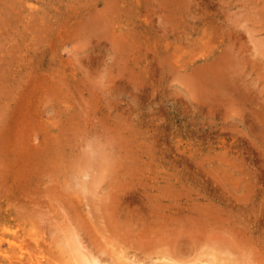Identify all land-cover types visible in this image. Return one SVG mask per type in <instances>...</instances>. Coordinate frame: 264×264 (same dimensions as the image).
I'll return each mask as SVG.
<instances>
[{
	"label": "rangeland",
	"instance_id": "rangeland-1",
	"mask_svg": "<svg viewBox=\"0 0 264 264\" xmlns=\"http://www.w3.org/2000/svg\"><path fill=\"white\" fill-rule=\"evenodd\" d=\"M188 1L202 20L184 13L182 26L174 10ZM209 1L0 0L2 251L13 241L50 264H74L63 247L82 235L83 252L103 264L123 255L144 264H264V0ZM203 19L210 30H195ZM220 70L230 76L222 87ZM229 95L233 102L223 100Z\"/></svg>",
	"mask_w": 264,
	"mask_h": 264
},
{
	"label": "bare ground",
	"instance_id": "bare-ground-1",
	"mask_svg": "<svg viewBox=\"0 0 264 264\" xmlns=\"http://www.w3.org/2000/svg\"><path fill=\"white\" fill-rule=\"evenodd\" d=\"M30 1V0H29ZM61 1V0H60ZM64 1V0H63ZM160 1V0H159ZM172 1V0H171ZM191 1V0H190ZM243 1V0H242ZM249 1V0H248ZM255 1H257V0H255ZM254 1V2H255ZM10 2V1H9ZM8 2V3H9ZM57 2V1H56ZM105 2V1H104ZM115 2V1H114ZM163 2V1H162ZM193 2H198V0H193ZM220 2H222V0H211V1H209V2H207V4H208V6H210V7H213V6H215V7H218V6H220ZM226 2V1H225ZM234 2V1H233ZM241 2V1H240ZM69 3V2H68ZM72 3H73V0H72ZM71 3V4H72ZM75 3V2H74ZM110 3V2H109ZM157 3V2H156ZM159 3V2H158ZM161 3V2H160ZM159 3V4H160ZM236 3V2H235ZM5 4V3H4ZM27 4V3H26ZM31 4V3H30ZM71 4H68V5H70V7H71ZM77 4V3H76ZM80 4H82V3H80ZM104 4H106V3H104ZM114 4V3H113ZM186 5H178V4H176V8H175V14H177L178 15V18H181V21H180V24L183 26V20H182V18L184 17V13H188V15L191 17V16H193L196 12H197V9H194V7L191 5V3L188 1L187 3H185ZM227 4V3H226ZM256 4V3H255ZM262 4V3H261ZM264 4V3H263ZM46 5V4H45ZM58 5V4H57ZM83 5V4H82ZM81 5V6H82ZM127 5V4H126ZM164 5V4H163ZM162 5V6H163ZM229 5V4H228ZM234 5H236V4H234ZM257 5V4H256ZM32 6H34V5H32ZM36 6V5H35ZM39 6V5H38ZM61 6V5H60ZM103 6V5H102ZM161 6V7H162ZM172 5H169V7H171ZM251 6H254V5H251ZM260 6V5H259ZM258 6V7H259ZM57 7V6H56ZM78 7V6H77ZM108 7H109V5H108ZM117 7H119V6H117ZM129 7V6H128ZM156 7V6H155ZM165 7V6H164ZM168 7V8H169ZM195 7H196V5H195ZM242 7V6H241ZM241 7H238L240 10H242L241 9ZM263 8H261V7H259V9L261 8V9H264V6H262ZM35 8V7H34ZM62 8V7H61ZM69 8V7H68ZM80 8V7H79ZM89 8V7H88ZM110 8V7H109ZM174 8V7H173ZM199 8V7H198ZM204 8V7H203ZM230 8V7H229ZM232 8V7H231ZM256 8V7H255ZM30 9H32V8H30ZM53 9V8H52ZM67 9V8H66ZM77 9V8H76ZM91 9V8H90ZM103 9V8H102ZM106 9V8H105ZM118 9V8H117ZM206 9H208L207 7H206ZM210 9V8H209ZM237 9V8H236ZM235 9V10H236ZM253 9H254V7H253ZM33 10V9H32ZM41 10V9H40ZM42 10H43V8H42ZM61 10V9H60ZM75 10V9H74ZM94 10H95V8H94ZM101 10V9H100ZM192 10H194V14H193V12H192ZM202 10V9H201ZM200 10V11H201ZM35 11V10H34ZM53 11V10H52ZM64 11H65V9H64ZM102 11V10H101ZM119 11H121V9L119 10ZM128 11V10H127ZM162 11V10H161ZM232 11V10H231ZM237 11V10H236ZM75 12H77V11H75ZM80 12V11H79ZM97 12H99V11H97ZM103 12V11H102ZM107 12V11H106ZM210 12H213V11H210ZM215 12V11H214ZM222 12H225V10L223 11V8H222ZM226 12H228V11H226ZM233 12V11H232ZM241 12V11H240ZM243 12V11H242ZM246 12V11H245ZM254 12H255V10H254ZM14 13H15V11H14ZM25 13V12H24ZM48 13V12H47ZM53 13V12H52ZM67 13V12H66ZM88 13V12H87ZM96 13V12H95ZM198 13H199V11H198ZM197 13V14H198ZM229 13H230V11H229ZM247 13H249V12H247ZM251 13V12H250ZM260 13V12H259ZM262 13V12H261ZM6 14V13H5ZM40 14V13H39ZM83 14V13H82ZM81 14V15H82ZM100 14V13H99ZM104 14H105V12H104ZM107 14V13H106ZM123 14V13H122ZM172 14V13H171ZM192 14V15H191ZM223 14V13H222ZM238 14V13H237ZM243 14V13H242ZM256 14V13H255ZM264 14V13H263ZM11 15V14H10ZM34 15V14H33ZM52 15V14H51ZM60 15V14H59ZM74 15V14H73ZM110 15V14H109ZM202 15H204V16H206L205 14H202ZM201 15V16H202ZM208 15V14H207ZM225 15V14H224ZM238 15H240V14H238ZM244 15V14H243ZM261 15V14H260ZM76 16V15H75ZM77 16H78V14H77ZM90 16H91V13H90ZM113 16V15H112ZM115 16H116V14H115ZM121 16V15H120ZM175 16V15H174ZM197 16V15H196ZM214 16V17H213ZM212 17L214 18V19H216L217 20V18H220V16H221V13H220V11L218 12V14H214ZM226 16H227V14H226ZM225 16V17H226ZM234 16H237V15H235V12H234ZM251 16V15H250ZM261 16H263V15H261ZM29 17V16H28ZM34 17V16H33ZM44 17H46V16H44ZM65 17V16H64ZM64 17H63V19H64ZM73 17V16H72ZM102 16H100V18H101ZM122 17V16H121ZM144 17H146V16H144ZM240 17H241V15H240ZM257 17H259V15L257 16ZM52 18V17H51ZM59 18V17H58ZM68 18V17H67ZM110 18V17H109ZM113 18V17H112ZM116 18V17H115ZM159 18H160V16H159ZM168 18V17H167ZM192 19H198L199 18V16H198V18L197 17H195V16H193V17H191ZM227 18H228V16H227ZM238 18V17H237ZM243 18V17H242ZM248 18V17H247ZM260 18V17H259ZM4 19V18H3ZM21 19V18H20ZM46 19V18H45ZM76 19V18H75ZM81 19V18H80ZM84 20H85V18H83ZM89 19V18H88ZM93 19V18H92ZM98 19V18H97ZM117 19V18H116ZM115 19V20H116ZM171 19V18H170ZM201 18H199V20H200ZM210 19V18H209ZM209 19H208V21H209ZM229 19H231V18H229ZM243 19H245V18H243ZM250 19V18H249ZM61 20V19H60ZM70 20V19H69ZM83 20V21H84ZM150 20V19H149ZM148 20V21H149ZM160 20H164V19H162V18H160ZM172 20V19H171ZM202 20V19H201ZM212 20V19H211ZM220 20H221V18H220ZM246 20V19H245ZM256 20V19H255ZM254 20V21H255ZM11 21V20H10ZM21 21V20H20ZM34 21H35V19H34ZM56 21V20H55ZM73 21V20H72ZM103 21V20H102ZM234 21H236V20H233L232 19V21H230V22H234ZM238 21V20H237ZM252 21V20H251ZM262 21V20H261ZM264 21V20H263ZM16 22V21H15ZM37 22H38V20H37ZM41 22L42 21H40V23L39 24H41ZM52 22V21H51ZM56 22H58V21H56ZM78 22V21H77ZM92 22V21H91ZM96 22V21H95ZM113 22V21H112ZM116 22H117V20H116ZM119 22H121V21H119ZM124 22V21H123ZM207 22V21H206ZM239 22V21H238ZM237 22V23H238ZM245 22H247L248 23V21H245ZM4 23V22H3ZM46 23V22H45ZM48 23V22H47ZM61 23H63V22H61ZM67 23V22H66ZM75 23V22H74ZM107 23V22H106ZM137 23V22H136ZM150 23V22H149ZM159 23H163V21L161 22V21H159ZM177 23V22H176ZM179 23V22H178ZM189 23V22H188ZM210 23V22H209ZM208 23V24H209ZM211 23H213V20L211 21ZM239 23H242L241 22V20H240V22ZM244 23V22H243ZM262 23V22H261ZM53 24H55V23H53ZM71 24V23H70ZM82 24V23H81ZM86 25L88 24V23H85ZM99 24H101V22L99 23ZM166 24V23H165ZM192 24V23H191ZM196 25H192V26H194L193 28L195 29V30H198L199 28H200V25L199 24H201V25H203L204 24V26H203V28H206L205 27V21H204V19H203V21H201V22H196L195 23ZM214 24V23H213ZM222 24V23H221ZM220 24V25H221ZM245 24V23H244ZM38 25V24H37ZM42 25V24H41ZM96 25H98L97 24V22H96ZM112 25H113V23H112ZM115 25V24H114ZM118 25V24H117ZM179 25V24H178ZM181 25L179 26V27H181ZM219 25V27H221ZM44 26H46V25H44ZM43 26V27H44ZM50 26V25H49ZM60 26V25H59ZM73 26V25H72ZM77 26H79V25H77ZM102 26V25H101ZM121 26V25H120ZM122 26H123V24H122ZM126 26H127V24H126ZM230 26V25H229ZM232 26V25H231ZM230 26V27H231ZM248 26V25H247ZM256 26V25H255ZM34 27V26H33ZM69 27V26H68ZM75 27V26H74ZM90 27V26H89ZM99 27V26H98ZM107 27H108V25H107ZM158 27H160V26H158ZM175 27V26H174ZM190 27V26H189ZM211 27V26H210ZM236 27V26H235ZM235 27H232V28H234L235 29ZM242 27V26H241ZM240 27V28H241ZM250 27V26H249ZM29 28V27H28ZM53 28H54V26H53ZM60 28V27H59ZM62 28V27H61ZM86 28V27H85ZM123 28V27H122ZM176 28V27H175ZM184 28V27H183ZM215 28V27H214ZM223 28V27H222ZM232 28H231V32H232ZM248 28V27H247ZM251 28H253L252 26H251ZM255 28V27H254ZM30 29V28H29ZM62 29H64V28H62ZM162 29H164V28H162ZM161 29V30H162ZM167 29H169V28H167ZM177 29H179V28H177ZM176 29V30H177ZM201 29V28H200ZM245 29V28H244ZM249 29V28H248ZM32 30V29H31ZM38 30V29H37ZM44 30V29H43ZM46 30V29H45ZM101 30V29H100ZM117 30H119V28L117 29ZM175 30V29H174ZM176 30L174 31L175 32V35H176ZM186 30V29H185ZM204 30H208L207 28L206 29H204ZM210 30V29H209ZM208 30V31H209ZM214 30V29H213ZM212 30V31H213ZM216 30V29H215ZM219 30V29H218ZM230 30V29H229ZM237 30V29H236ZM252 30V29H251ZM256 30V29H255ZM257 30H259L258 28H257ZM257 30L255 31V32H257ZM1 31V30H0ZM29 31V30H28ZM97 30H95V32H96ZM104 31V30H103ZM116 31V30H115ZM138 31V30H137ZM165 31H167V33H169L168 32V30H165ZM187 31V30H186ZM217 31V30H216ZM224 31V30H223ZM222 31V32H223ZM235 31V30H234ZM252 31H254V30H252ZM264 31V30H263ZM47 31H45V33H46ZM50 32V31H49ZM48 32V33H49ZM92 32V31H91ZM99 32V34H101L100 33V31H98ZM102 32V31H101ZM119 32V31H118ZM122 32V31H121ZM120 32V33H121ZM133 32V31H132ZM199 32H201V31H199ZM203 32H205V31H203ZM214 32V31H213ZM258 32H261L260 30L258 31ZM108 33V32H107ZM125 33V32H124ZM246 33V32H245ZM245 33H243L242 35H244ZM249 33H251V31L249 32ZM8 34V33H7ZM44 34V33H43ZM83 34H84V32H83ZM87 34V33H86ZM92 34H93V32H92ZM99 34H98V36H99ZM111 34V33H110ZM134 34V33H133ZM135 34H137L136 32H135ZM187 34V33H186ZM185 34V38L187 37V35ZM202 34V33H201ZM212 34V33H211ZM221 34V33H220ZM223 34V33H222ZM221 34V35H222ZM228 35L230 34V32L229 33H227ZM236 34V33H235ZM10 35V34H9ZM29 35V34H28ZM35 35V34H34ZM39 35V34H38ZM48 35V34H47ZM51 35V34H50ZM90 35V34H89ZM118 35V34H117ZM122 35V34H121ZM127 35V34H126ZM130 35V34H129ZM128 35V36H129ZM180 35V34H179ZM191 35V34H190ZM189 35V36H190ZM213 36L215 35V34H212ZM246 35V34H245ZM247 35H248V33H247ZM250 35H252V34H250ZM250 35H249V37H250ZM36 36V35H35ZM42 36V35H41ZM83 36V35H82ZM93 35H91V37H92ZM131 36V35H130ZM130 36H129V38H130ZM136 36V35H135ZM141 36V35H140ZM210 36V35H209ZM216 36V35H215ZM214 36V37H215ZM220 36V35H219ZM226 36V35H225ZM241 36V35H240ZM239 36V37H240ZM264 36V35H263ZM90 37V39H93V38H91ZM96 37V36H95ZM94 37V38H95ZM161 37V36H160ZM193 37V36H192ZM200 37V36H199ZM205 37V36H204ZM214 37H213V39H214ZM243 37V36H242ZM242 37H241V39H242ZM252 38H253V36H251ZM32 38V37H31ZM98 38H100V37H98ZM121 38V37H120ZM188 38V37H187ZM202 38V37H201ZM219 38V37H218ZM255 38H257V36L255 37ZM260 38H262V37H260ZM106 39V38H105ZM182 39V38H181ZM199 39V38H198ZM202 39H204V38H202ZM223 39V38H222ZM36 40V39H35ZM41 40V39H40ZM47 40V39H46ZM106 40H108V39H106ZM127 40H129V39H127ZM137 40H139V39H137ZM175 40V39H174ZM174 40H171L172 42L174 41ZM211 40V39H210ZM215 40V39H214ZM234 40V39H233ZM232 40V41H233ZM238 40V39H237ZM256 40L257 39H255V43H257L256 42ZM28 41V40H27ZM31 41V40H30ZM44 41V40H43ZM50 41V40H49ZM86 41V40H85ZM94 40H92V42H93ZM98 40H96V41H94L93 42V44H95V42H97ZM123 41V40H122ZM164 41V40H163ZM186 41H187V39H186ZM191 41H193V40H191ZM197 41V40H196ZM231 41V42H232ZM240 41H242V40H240ZM258 41V40H257ZM259 41H260V39H259ZM258 41V42H259ZM41 42V41H40ZM87 42L89 43H87L88 44V46H91L90 45V42L88 41V39H87ZM120 42V41H119ZM125 42V41H124ZM129 42V41H128ZM127 42V43H128ZM183 42V41H182ZM199 42V41H198ZM197 42V43H198ZM234 42H236L235 40H234ZM27 43V42H26ZM85 43V42H84ZM116 43V42H115ZM137 43V42H136ZM170 43V42H169ZM168 43V44H169ZM175 43V42H174ZM174 43H171V44H174ZM181 43V42H180ZM192 43V42H191ZM195 43V42H194ZM204 43V42H203ZM209 43H212V42H209ZM218 43V42H217ZM229 43V42H228ZM233 43V42H232ZM255 43H254V45H255ZM263 43H264V39H263ZM262 42H261V44H263ZM38 44V43H37ZM41 44V43H40ZM87 44L85 45V47L87 46ZM99 44H101L100 42H99ZM121 44V43H120ZM130 44V43H129ZM159 44H161V43H159ZM183 45H184V43H182ZM189 44H190V40H189ZM201 44V43H200ZM207 44V43H206ZM214 44H215V42H214ZM259 44L260 43H258V47H259ZM84 45V44H83ZM95 45H97V44H95ZM110 45H112V44H110ZM119 45V43L117 44V46ZM123 45V44H122ZM125 45V44H124ZM123 45V46H124ZM188 45V44H187ZM187 45H186V47H187ZM195 45H197V44H195ZM216 45V44H215ZM33 46V45H32ZM86 47V49L87 48H89V47ZM197 46H199V45H197ZM232 46H234V45H232ZM238 46V45H237ZM240 46H242L243 47V45L242 44H240ZM262 46V45H261ZM263 46H264V44H263ZM262 46V48H264ZM34 47H36V46H34ZM162 47V46H161ZM183 47V46H182ZM192 47V46H191ZM191 47H189V48H191ZM201 47V46H200ZM209 47V46H208ZM211 47H212V44H211ZM220 47V46H219ZM218 47V48H219ZM224 47H226V46H224ZM227 47H228V45H227ZM231 47V46H230ZM255 47V46H254ZM256 47H257V45H256ZM255 47V49L257 50V48ZM110 48V47H109ZM119 47H117V49H118ZM121 48V47H120ZM126 48V47H125ZM128 48V47H127ZM136 48V47H135ZM139 48V47H138ZM175 48V47H174ZM238 48V47H237ZM123 49V48H122ZM162 49V48H161ZM187 49V48H186ZM199 49H201V48H199ZM210 49V48H209ZM236 49V48H235ZM29 50V49H28ZM120 50V49H119ZM195 50V49H194ZM202 50V49H201ZM258 50H260V48L258 49ZM257 50V51H258ZM31 51V50H30ZM34 51V50H33ZM117 51V50H116ZM115 51V52H116ZM128 51V50H127ZM176 51H178V50H176ZM196 51H198V50H196ZM227 51H228V49H227ZM231 50H229V52H230ZM233 51V50H232ZM245 51V50H244ZM253 51H255V50H252V53H253ZM262 51V50H261ZM261 51L259 52V53H261ZM264 51V50H263ZM39 52V51H38ZM86 52V51H85ZM112 52V51H111ZM119 52H121V51H119ZM131 52V51H130ZM157 52V51H156ZM178 52H180V51H178ZM195 52V51H194ZM199 52V51H198ZM226 52V51H225ZM256 52V51H255ZM7 53V52H6ZM79 53V52H78ZM87 53L89 54V52L87 51ZM92 53V52H91ZM94 53V52H93ZM173 53V52H172ZM175 53V52H174ZM183 53V52H182ZM181 53V54H182ZM185 53V52H184ZM205 53V52H204ZM228 53V52H227ZM232 53V52H231ZM245 53H246V51H245ZM247 53H248V51H247ZM252 53H250L251 55L250 56H254V54L252 55ZM258 53V54H259ZM9 54V53H8ZM29 54V53H28ZM166 54V53H165ZM186 54V53H185ZM198 54V53H197ZM224 54V53H223ZM235 54V53H234ZM237 54V53H236ZM238 54H239V52H238ZM242 54H243V52H242ZM258 54H257V56H258ZM263 54V53H262ZM82 55V54H81ZM129 55V54H128ZM167 55V54H166ZM178 55V54H177ZM177 55H175V57L177 56ZM179 55H180V53H179ZM178 55V56H179ZM183 55V54H182ZM181 55V56H182ZM203 55V54H202ZM260 55V54H259ZM127 56V55H126ZM170 57L172 56V55H169ZM219 56H220V54H219ZM221 56H222V54H221ZM226 56V55H225ZM233 55H231V57H232ZM242 56H244V54L242 55ZM242 56H240V57H242ZM27 57V56H26ZM84 57H85V55H84ZM84 57H82V58H84ZM173 57V56H172ZM187 57V56H186ZM192 57V56H191ZM235 57V56H234ZM233 57V58H234ZM129 58V57H128ZM181 58V57H180ZM218 58V57H217ZM216 58V59H217ZM221 58V57H220ZM246 58V57H245ZM254 58H256V55H255V57ZM92 59V58H91ZM175 59H177V58H175ZM174 59V60H175ZM179 59V58H178ZM225 59V58H224ZM231 59V58H230ZM241 59V58H240ZM256 59H258V58H256ZM4 60V59H3ZM88 61H89V59H87ZM120 60L121 59H119V63H121L120 62ZM171 60V59H170ZM219 60V59H218ZM232 60V59H231ZM237 60V59H236ZM236 60H235V62H236ZM243 60V59H242ZM31 61V59L29 60V62ZM83 61V60H82ZM185 61H186V59H185ZM214 61V60H213ZM221 61V60H220ZM255 61V60H254ZM132 62V61H131ZM135 62V61H134ZM183 62V61H182ZM224 62V61H223ZM240 62V61H239ZM245 62V61H244ZM10 63V62H9ZM36 63V62H35ZM164 63H166V62H164ZM169 63V62H168ZM172 63V62H171ZM193 63V62H192ZM212 63V62H211ZM214 63V62H213ZM234 63V62H233ZM8 64V63H7ZM123 64V63H122ZM186 64V63H185ZM217 64V63H216ZM229 64H231V62L229 63ZM238 63H236L235 65H237ZM242 64V63H241ZM241 64H240V66H241ZM132 65V64H131ZM174 65V64H173ZM188 65V64H187ZM187 65H184V64H182V65H179L178 67V69H175L176 71H178V74H180V77H179V80H180V78H181V74H183V73H185V72H183V70L184 69H187L186 67H187ZM190 65V64H189ZM193 65V64H192ZM208 65V64H207ZM221 65V64H220ZM239 65V64H238ZM7 66V65H6ZM175 66V65H174ZM173 66V67H174ZM204 66V65H203ZM202 66V67H203ZM215 66V65H214ZM218 66H219V63H218ZM226 66V65H225ZM234 66V65H233ZM120 67H123L122 65L120 66ZM176 67V66H175ZM213 67V66H212ZM212 67H208L210 70H212ZM222 67V66H221ZM28 68V67H27ZM124 68V67H123ZM184 68V69H183ZM219 68V67H218ZM217 68V69H218ZM229 68H230V66H229ZM238 68H239V66H238ZM241 68V67H240ZM239 68V69H240ZM20 69V68H19ZM207 69V68H206ZM205 68L202 70L203 72L206 70ZM233 69H234V67H233ZM244 69V68H243ZM11 70V69H10ZM16 70V69H15ZM24 70V69H23ZM27 70V69H26ZM32 70H34V69H32ZM77 70V69H76ZM78 70H79V68H78ZM119 70V72L121 71H123L122 70V68H120V69H118ZM124 70H126V69H124ZM232 70V69H231ZM236 70V69H235ZM234 70V71H235ZM242 70V69H241ZM240 70V71H241ZM13 71V70H12ZM19 71V70H18ZM72 71V70H71ZM127 71V70H126ZM126 71H123V72H126ZM201 71V72H202ZM1 72V71H0ZM5 72V71H4ZM14 72V71H13ZM31 72V71H30ZM134 72V71H133ZM194 72V71H193ZM196 72V71H195ZM16 73V72H15ZM33 73H35L34 71H33ZM65 73V72H64ZM198 73V72H197ZM196 73V74H197ZM210 73H211V71H210ZM215 73V72H214ZM231 73V72H230ZM249 72H247L246 73V75L248 74ZM27 74H29V73H27ZM126 74V73H125ZM176 74V73H175ZM174 74V75H175ZM200 74V73H199ZM204 74H209V72H204ZM217 74H218V77H217ZM232 74V73H231ZM234 74H237V72L235 73L234 72ZM189 75V74H188ZM187 75V76H188ZM193 75V74H192ZM216 77H217V82H218V84L219 85H221V87L222 86H224V83H226V80L224 79V78H228V77H230L228 74H227V72L225 73V74H223V72H221V70L218 72V71H216ZM226 75V76H225ZM54 76V75H53ZM116 76V75H115ZM119 76H121V74H119ZM130 76V75H129ZM132 76V75H131ZM131 76H130V79L132 80V78H131ZM134 76V75H133ZM132 76V77H133ZM136 76V75H135ZM187 76H184V77H187ZM203 76V75H202ZM241 76H242V74H241ZM121 77H123V76H121ZM125 77H127V76H124L123 78H125ZM175 77H176V75H175ZM177 77H178V75H177ZM176 77V78H177ZM183 77V78H184ZM189 77V76H188ZM188 77H187V79H188ZM239 77H240V74H239ZM52 78V77H51ZM82 78H83V76H82ZM87 78V77H86ZM117 78V77H116ZM119 78V77H118ZM192 78H194L193 76L190 78V79H192ZM175 79V78H174ZM198 79H200V78H198ZM232 79V78H231ZM234 79V78H233ZM244 79V78H243ZM21 80V79H20ZM55 80V79H54ZM87 80H89V79H87ZM121 80H123V79H121ZM134 80V79H133ZM177 80V79H176ZM189 80V79H188ZM229 80V79H228ZM36 81V80H35ZM181 81V80H180ZM186 81V80H185ZM191 81V80H190ZM190 81H189V83H190ZM194 81H195V79H194ZM193 81V83H195V85H194V87L196 86L197 87V85H196V83H198L197 81L196 82H194ZM198 81H200V80H198ZM22 82V81H21ZM124 82V81H123ZM204 82V80L202 81V83ZM223 82V83H222ZM242 82V81H241ZM245 82V81H244ZM255 82V81H254ZM33 83V82H32ZM89 83V82H88ZM192 83V82H191ZM190 83V84H191ZM205 83V82H204ZM204 83H203V85L200 83V85L201 86H206V84L204 85ZM29 84V83H28ZM91 84V83H90ZM25 85H26V83H25ZM56 85V84H55ZM92 85V84H91ZM214 85V84H213ZM30 86V85H29ZM61 86V85H60ZM93 86V85H92ZM190 86H192V84L190 85ZM54 87V86H53ZM211 87V86H210ZM215 87V86H214ZM226 87V86H225ZM239 87V86H238ZM90 88V87H89ZM205 88V87H204ZM6 89V88H5ZM199 89V88H198ZM203 89V88H202ZM208 89V88H207ZM223 89H226V88H222V90ZM238 89V88H237ZM89 90V89H88ZM192 90H194V89H192ZM214 91V90H212V89H209V91ZM220 90V89H219ZM202 91V90H201ZM205 91H207V90H205ZM205 91H203V92H205ZM210 91V92H211ZM247 91H249L248 89H247ZM208 92V91H207ZM209 92V93H210ZM217 92V91H216ZM227 91H225V93H226ZM230 92V91H229ZM3 93V92H2ZM2 93H0V94H2ZM196 93H198L199 94V92L198 91H196ZM201 93V92H200ZM221 93V92H220ZM228 93V92H227ZM195 94V93H194ZM208 94V93H207ZM218 94V93H217ZM12 95V94H11ZM10 95V96H11ZM25 95V94H24ZM196 95V94H195ZM202 95V94H201ZM214 95V94H213ZM197 96V95H196ZM211 96H212V93H211ZM216 96V95H215ZM218 96V95H217ZM230 96V95H229ZM12 97V96H11ZM25 97V96H24ZM205 97V96H204ZM219 97V96H218ZM223 97V96H222ZM225 97V96H224ZM13 98V97H12ZM198 98H199V95H198ZM217 98V97H216ZM236 98V97H235ZM212 99V98H211ZM220 99V98H219ZM219 99H218V101H219ZM226 99H230L229 101H232L231 100V96H230V98L229 97H226V98H224L223 100L225 101ZM234 99V98H233ZM237 99V98H236ZM244 99V98H243ZM28 100V99H27ZM200 100V99H199ZM227 100V101H228ZM238 100H240V99H238ZM211 101V100H210ZM216 101V100H215ZM222 101V100H221ZM220 101V102H221ZM237 101V100H236ZM29 102V101H28ZM202 102V101H201ZM206 102H208V101H206ZM233 102V101H232ZM239 102V101H238ZM242 102V101H241ZM27 103V102H26ZM216 103V102H215ZM224 103V102H223ZM28 104V103H27ZM211 104V103H210ZM213 104V103H212ZM221 104H222V102H221ZM220 104V105H221ZM227 104V103H226ZM234 104H236V103H234ZM234 104H231V105H233L234 106ZM219 105V104H218ZM229 105V104H228ZM27 106V105H26ZM31 106V105H30ZM2 107V106H1ZM245 107V106H244ZM215 108H216V106H215ZM6 109V108H5ZM3 113V112H2ZM1 115V114H0ZM27 116V115H26ZM262 116V115H261ZM264 117V116H263ZM68 118V117H67ZM255 118V117H254ZM262 118V117H261ZM66 120V119H65ZM260 120V119H259ZM83 121V120H82ZM263 121V120H262ZM18 123V122H17ZM20 123V122H19ZM83 123V122H82ZM85 123V122H84ZM261 123V122H260ZM263 123V122H262ZM25 124V123H24ZM54 124V123H53ZM24 126H26V125H24ZM59 126V125H58ZM261 126H262V124H261ZM260 126V127H261ZM54 127H55V125H54ZM259 127V128H260ZM2 128V127H1ZM84 128V127H83ZM118 130V129H117ZM59 131V130H58ZM62 132V131H61ZM115 132V131H114ZM117 132V131H116ZM119 132V131H118ZM23 133V132H22ZM53 133V132H52ZM116 134V133H115ZM53 135V134H52ZM118 135V134H117ZM122 135V134H121ZM54 136V135H53ZM105 136V135H104ZM116 136V135H115ZM64 137V136H63ZM55 138V137H54ZM115 139H116V137H115ZM56 140V139H55ZM115 141V140H114ZM121 141H122V139H121ZM56 142V141H55ZM116 143V142H115ZM45 144V143H44ZM62 144V143H61ZM106 144V143H105ZM130 144V143H129ZM1 145V144H0ZM96 145V144H95ZM99 145V144H98ZM97 145V146H98ZM50 146V145H49ZM100 146H102V144L100 145ZM106 146V145H105ZM124 146V145H123ZM122 146V147H123ZM99 147V146H98ZM109 147V146H108ZM112 147V146H111ZM118 147V146H117ZM41 148V147H40ZM52 148V147H51ZM97 148V147H96ZM99 148H101V147H99ZM113 148H116V147H113ZM112 148V149H113ZM50 149V148H49ZM95 149V148H94ZM110 149V148H109ZM128 149V148H127ZM47 150V149H46ZM99 150V149H98ZM114 151L116 150V149H113ZM117 150H118V148H117ZM121 150H123V149H121ZM43 151V150H42ZM44 151H45V149H44ZM49 151V150H48ZM97 151V150H96ZM107 151V150H106ZM120 151V150H119ZM124 151H126V150H124ZM129 151H130V149H129ZM102 151L100 150V151H98V152H96V153H101ZM112 152V151H111ZM127 152V151H126ZM125 152V153H126ZM85 153V152H84ZM90 153H92V154H94L95 153V150H94V153L91 151ZM95 153V154H96ZM107 153V152H106ZM130 153V152H129ZM128 153V154H129ZM83 154V153H82ZM87 154V152L85 153V155ZM92 154H91V156H92ZM95 154H94V157H97V156H95ZM99 154H97V155H99ZM104 154V153H103ZM113 154V153H112ZM111 154V155H112ZM120 154V153H119ZM122 154V153H121ZM127 154V153H126ZM131 154V153H130ZM143 154V153H142ZM105 155V154H104ZM109 155V154H108ZM139 155V154H138ZM101 157L103 156V155H100ZM107 156V155H106ZM124 156H125V154H124ZM99 157V156H98ZM118 157V156H117ZM119 157H121V156H119ZM118 157V158H119ZM134 157V156H133ZM83 158V157H82ZM93 157H90L89 159H92ZM104 159H105V156L103 157ZM109 158V157H108ZM140 158V157H139ZM51 159V158H50ZM94 159V158H93ZM116 159V158H115ZM122 159V158H121ZM128 159V158H127ZM8 160V159H7ZM11 160V159H10ZM88 160V159H87ZM103 160V159H102ZM125 160V159H124ZM95 161V160H94ZM106 161V160H105ZM111 161V160H110ZM123 162V161H122ZM90 163V162H89ZM105 163V162H104ZM126 163H128V162H126ZM115 163H113V165H114ZM131 164V163H130ZM139 164V163H138ZM119 165H121V164H119ZM129 165V164H128ZM127 165V166H128ZM133 165V164H132ZM131 165V166H132ZM140 165V164H139ZM130 166V167H131ZM114 168H115V166H113ZM134 167H135V165H134ZM125 168V167H124ZM137 168V167H136ZM117 169V168H116ZM118 170H120V169H118ZM125 170V169H124ZM126 170H127V168H126ZM129 171V170H128ZM132 171V170H131ZM2 179V178H1ZM3 180H4V176H3ZM87 183V182H86ZM85 184V183H84ZM80 185V184H79ZM87 186V185H86ZM82 187V186H81ZM117 194H119L118 192H117ZM114 195V194H113ZM24 197V196H23ZM25 197H26V195H25ZM117 197V196H116ZM16 198V197H15ZM120 198V197H119ZM118 198V199H119ZM17 199V198H16ZM30 199V198H29ZM114 199V198H113ZM113 202V201H112ZM37 203V202H36ZM118 204V203H117ZM37 205H38V203H37ZM116 205V204H115ZM116 206H118V205H116ZM41 209V208H40ZM118 209V208H117ZM40 211V210H39ZM28 214H29V212H27ZM119 213H120V211H119ZM32 215V214H31ZM115 215V214H114ZM34 216H36V215H34ZM118 216V215H117ZM40 219V218H39ZM117 219V218H116ZM30 220H32V219H30ZM34 220V219H33ZM115 220V219H114ZM36 221H38L37 219H36ZM40 222V221H39ZM39 222H37V223H39ZM26 223V222H25ZM115 223V222H114ZM120 223V222H119ZM33 224V223H32ZM25 225V224H24ZM30 225V224H29ZM37 225V224H36ZM39 225V224H38ZM32 226V225H31ZM24 227V226H23ZM22 227V228H23ZM33 227V226H32ZM2 228V227H1ZM89 228V227H88ZM87 228V229H88ZM31 229V228H30ZM40 229V228H39ZM73 229V228H72ZM7 230H8V228H7ZM67 230V229H66ZM84 230V229H83ZM4 231V230H3ZM30 231H32V230H30ZM34 231V230H33ZM73 231V230H72ZM90 231V230H89ZM28 232V234H29V231H27ZM43 232V231H42ZM82 232H84V231H82ZM87 232V231H86ZM86 232H84V233H86ZM88 233V232H87ZM3 234V233H2ZM40 234V233H39ZM73 234H75V233H73ZM78 234V233H77ZM81 234V233H80ZM42 235V234H41ZM71 236V238L64 244V249L66 250V251H68L69 253H71V254H74V257H73V260H74V264H103L104 263V260H103V262H102V260H100V259H98L97 257H93V255L92 254H90V253H84L83 252V250H84V246H83V243H82V241H80L81 239H79L80 237H82V235H80V237L78 238L76 235H73V237H72V235H70ZM2 237V236H1ZM32 238H36L35 240L37 241V242H39V238H40V236L39 235H37L36 233H34L33 235H32ZM68 238V237H67ZM31 239V238H30ZM83 239H85V238H83ZM88 239V238H87ZM4 239H2V238H0V241H3ZM65 240V239H64ZM90 240V239H89ZM6 241V240H5ZM4 241V242H5ZM10 242V241H9ZM32 242H33V240H32ZM92 243V242H91ZM38 244V243H37ZM36 245V244H35ZM85 245H86V243H85ZM7 247V246H6ZM38 247V246H37ZM41 248V247H40ZM5 249V248H4ZM8 249V248H7ZM16 249V244L13 242V241H11L10 242V247H9V250H6V251H2V248L0 247V252H3V254H5V256L4 255H2V256H0V264H2V263H13V261L16 259L18 262H19V264H23L24 263V261L27 259L28 260V262H31V263H35V264H50V262L51 261H47V258H46V255H44L43 254V252H40V251H37V253L36 254H27L25 251H26V247L24 246V245H20V246H18V250H15ZM12 250H15V251H17L16 253H15V255H13V256H9V254H11L12 253ZM117 250H118V248H117ZM121 250V249H120ZM28 251V250H27ZM92 251V250H91ZM94 251H95V249H94ZM30 252V251H29ZM98 253V252H97ZM14 254V253H13ZM126 254V253H125ZM121 255V254H120ZM101 256V255H100ZM113 257V256H112ZM129 256L127 255V256H125V255H123V256H120V258H119V260H120V262H121V264H144V263H142V261L140 262V261H136V259H132L131 258V260H130V258H128ZM137 257V256H136ZM29 258V259H28ZM100 258V257H99ZM103 258V257H102ZM142 258V257H141ZM107 260V259H106ZM106 260H105V262H106ZM56 261H57V259H56ZM67 261V260H66ZM58 262V261H57ZM60 262V261H59ZM64 262V261H63ZM27 263V262H26ZM207 263V262H206ZM58 264H60V263H58ZM66 264V263H65ZM151 264V263H150ZM153 264H155V263H153ZM165 264H176V263H171V262H169L168 263V261H167V263H165ZM212 264V263H211ZM214 264V263H213Z\"/></svg>",
	"mask_w": 264,
	"mask_h": 264
}]
</instances>
